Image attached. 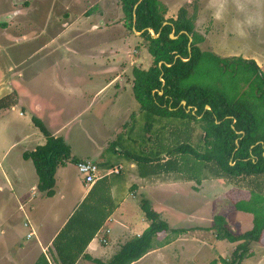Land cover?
Here are the masks:
<instances>
[{
  "label": "rangeland",
  "instance_id": "374dc122",
  "mask_svg": "<svg viewBox=\"0 0 264 264\" xmlns=\"http://www.w3.org/2000/svg\"><path fill=\"white\" fill-rule=\"evenodd\" d=\"M161 1L167 7V18H176L181 7H186L190 13L196 11V30L205 37L200 44L203 50L228 58L254 59L264 71V37L254 35L246 47L221 49L217 44L221 26L210 24L203 31L197 26L203 8L201 0H193L192 5L187 0ZM152 63L148 41L126 23L121 0H0V96L5 95V90L13 89L15 101L20 103L15 111L2 109L0 112V156L9 149V155L3 159L5 166L10 158L20 156L23 160L24 150L43 144L42 141L35 142L36 139L31 137L33 131L24 125L27 119L31 122L34 115L43 118L49 123H46L49 129L65 137L77 157L86 155L90 161L111 164L110 169L99 167L101 174H109L99 188L105 203H96V206L98 209L103 206L113 208L116 201L131 191L133 184L140 186L143 182L136 168V173L130 171L131 163L141 169L140 156H148L153 161L152 166L168 158L167 150L157 158L155 139L158 135L155 131L157 123L164 124L173 119L152 116L141 110L133 92L134 67L148 68ZM23 88L40 92V101L44 104L40 112L23 109L26 99L19 97ZM100 88L108 89L100 92ZM5 112L10 114L17 128L8 127V122L2 118ZM146 124L151 129L148 133ZM40 135L44 137L43 133ZM25 136L32 139L26 140ZM180 156H184V160L176 171L164 175L147 174L152 177L151 181L163 185L156 187L153 201L161 211V219L173 229L192 228L198 224L201 228L188 230L184 235L188 241H179L165 251L166 257H153L148 264H221L220 259L229 257L239 242L217 238L212 228L215 216L223 214L228 228L238 233L251 229L253 214L235 206L238 199L250 196L251 184L246 180V185H240L213 178L217 176L216 171L204 172L201 166L192 170L187 163L194 157L178 154L173 158ZM25 164L36 170L32 159ZM114 165H121L120 174L114 173ZM201 175L206 179L199 182ZM190 176L196 179L188 180ZM57 177L58 195L54 201H46L45 207L52 210L51 202H55L63 214L74 210L76 213L88 196L77 162L72 159L60 165ZM113 183L119 184L116 192ZM167 184L172 186L170 193H177L173 188H178L179 193L184 194L173 198ZM159 190L168 192L163 194ZM172 198L179 201V205H170ZM92 202L89 197L81 210L86 211ZM175 206L194 213L181 218L172 208ZM53 209L56 208L53 206ZM138 224L143 228L146 225L143 221ZM173 235L172 232H161L154 244L160 245ZM180 247L186 252L179 253ZM106 248L117 249L114 236ZM251 250L253 255L242 264H264V232L260 241L251 244ZM99 257L106 259L102 253Z\"/></svg>",
  "mask_w": 264,
  "mask_h": 264
},
{
  "label": "trees",
  "instance_id": "16d2710c",
  "mask_svg": "<svg viewBox=\"0 0 264 264\" xmlns=\"http://www.w3.org/2000/svg\"><path fill=\"white\" fill-rule=\"evenodd\" d=\"M139 1L121 0V3L128 26L143 31L141 36L148 41L153 63L148 68L134 67L133 92L141 110L152 116L173 119L164 124L157 123L155 131L158 135L155 139L157 158L167 150V160L152 166L153 161L148 156H140L141 173L169 174L184 160V156L173 157L188 154L194 157L187 163L192 170L201 166V171H216L217 176L213 178L240 185H246V180L251 184L250 196L238 199L235 206L253 214L252 228L238 233L228 228L223 214L215 216L212 227L218 239L239 242L229 257L220 259L221 264H242L253 255L251 244L260 241L264 232V71L254 59L228 58L203 50L200 44L205 37L196 30V11L190 13L186 7H181L176 18H167V7L161 0H141L135 7ZM165 21L169 23L164 25ZM150 28L159 36L154 37ZM173 31L178 38L170 37ZM183 100H186V106L182 104ZM13 103L11 94L4 96L0 98V109ZM207 105L211 108L207 109ZM33 120L47 141L23 155L34 162L39 176L38 188L47 196H53L58 167L72 159L78 163L80 159L65 137L54 135L41 118L34 115ZM146 126L148 133L150 125ZM149 137L152 139L153 135ZM199 178V182L206 179L205 175ZM100 186V182L94 184L91 195L85 197L76 212L83 214L82 224H96L86 245L114 209L109 211L105 206L103 209L96 206V203H105L103 194L99 195ZM94 192L98 193L99 199ZM89 197L93 199L92 204L86 211L81 210ZM141 207L149 224L139 236L124 241L108 260L87 257L98 264H132L181 233V229H173L161 219V212L147 199L141 200ZM164 231L175 235L155 245V239ZM78 257L64 256L63 261L75 264Z\"/></svg>",
  "mask_w": 264,
  "mask_h": 264
},
{
  "label": "crops",
  "instance_id": "0c3cea01",
  "mask_svg": "<svg viewBox=\"0 0 264 264\" xmlns=\"http://www.w3.org/2000/svg\"><path fill=\"white\" fill-rule=\"evenodd\" d=\"M105 89L108 88H100L99 91L104 92ZM14 92L15 90L13 89L9 91L5 90V95L0 96V98H2L11 94L15 102L10 107L3 108V110L0 109V112L1 110H16V107L20 103L15 101ZM22 92L23 94H19V97H24V99H26L24 106L21 105L23 109L24 107L32 111H41L43 109L44 104L40 101L41 97L39 96V91L35 92L28 90V88H23ZM34 114L35 113H33V115ZM20 115L24 116L22 112ZM13 116H15L14 112ZM2 118L8 122V127L17 128L8 112H5ZM44 122L47 123L46 121ZM48 124L49 123H47V125ZM24 125L33 131L31 137L36 139L35 142L42 141L44 144L47 141L45 134L35 124L34 120L30 122V120L27 119ZM32 125H34L35 128H33ZM50 130L54 135H59L58 131ZM40 133H43L44 137H42ZM31 137L25 136V139L30 140ZM38 145L41 144H37L34 148ZM25 151L26 150L23 151L22 155ZM7 155H9V149L3 157L0 156V264H65L63 261L64 256L73 258L76 255H79V257L75 264H98L87 256L101 259L99 254L102 253L106 255V259L101 260H108L120 249L124 241L139 236L148 226L149 222L144 210L140 206L142 199H147L152 206L157 209L153 201V192L158 190L156 187H162L163 185H157L158 183L151 181V176L147 174L143 175L141 169H138L135 163H131L130 171L136 173L134 170L136 168L137 172L142 176L143 182L140 186L133 184V187H130L131 191L123 195L113 204L114 209L105 206L107 210L112 211L113 209V211L106 219L105 223L98 229L95 237L86 245V239L88 235L93 232L96 224L91 226L82 224L80 218L83 217V214L74 213L75 210L71 213L68 212L63 214L60 205L55 202H51L52 210L47 209L44 205L47 203L46 201H54L53 199L58 195L57 174L59 167L56 172L55 194L53 196H47L44 192L38 190L39 176L36 170H33L31 166L25 164V162L28 163L29 159H26L24 155L23 160L20 159V156L15 159L10 158L5 166L3 159H6L5 157H7ZM79 159L89 160V157L84 155L79 156ZM97 165L101 170L109 169L107 166H111V164L106 161H102ZM114 166L117 167L121 165ZM121 172L122 170L114 173L120 174ZM107 174L109 173L105 172L101 174L99 171V179L96 183L100 182L101 184V181ZM116 184L117 183L112 184V188H114L115 192L119 187V184L118 186ZM167 187L170 193L172 186L167 184ZM197 187L200 188L201 185H197ZM91 189L87 190L86 195H91L89 194ZM173 189H177V193L173 191V193H170L173 198L174 195L180 197L179 194H184L179 193L178 188ZM36 190H38V193H36ZM168 190L159 191L166 194L165 192H168ZM94 194H97L96 198H100V193L98 195L97 192H94ZM198 195H201L200 192H198ZM173 198L170 205H179V201H174ZM53 206L56 209H53ZM183 206H185V204H183ZM172 208H175V213L179 214L180 217L184 219L190 217V215L194 213L193 210H189L188 208V210L179 206ZM140 221L146 223V225H143L144 228L138 224ZM25 228H27V231L24 230ZM107 228H110L111 233L107 236V242H103L102 236H104ZM175 228L181 229V233H179L175 239L160 247L157 246L132 264H148V261L153 257H166V250L170 249L176 243H179V241H188L189 238L184 236L188 230L201 228V226L198 224L192 228L182 226ZM29 234H31V236H29ZM112 236H114L117 242V249L115 251H110L106 248L107 244L112 242ZM82 248L84 249L82 250ZM180 249L179 253L186 252L183 247H180Z\"/></svg>",
  "mask_w": 264,
  "mask_h": 264
},
{
  "label": "clouds",
  "instance_id": "9594fccd",
  "mask_svg": "<svg viewBox=\"0 0 264 264\" xmlns=\"http://www.w3.org/2000/svg\"><path fill=\"white\" fill-rule=\"evenodd\" d=\"M189 5L193 0H187ZM197 20L201 31L210 24L221 26L218 47L248 46L255 35L264 37V0H201Z\"/></svg>",
  "mask_w": 264,
  "mask_h": 264
},
{
  "label": "built area",
  "instance_id": "2783aa9c",
  "mask_svg": "<svg viewBox=\"0 0 264 264\" xmlns=\"http://www.w3.org/2000/svg\"><path fill=\"white\" fill-rule=\"evenodd\" d=\"M80 172L83 174V184L86 188L91 189L96 181L99 179V167L97 163L90 160H80L77 163ZM121 166L114 168V172H120ZM111 233L110 228L105 230L104 236H102V241L107 242V236ZM31 236V234H29Z\"/></svg>",
  "mask_w": 264,
  "mask_h": 264
},
{
  "label": "water",
  "instance_id": "95a60500",
  "mask_svg": "<svg viewBox=\"0 0 264 264\" xmlns=\"http://www.w3.org/2000/svg\"><path fill=\"white\" fill-rule=\"evenodd\" d=\"M140 1H141V0H140ZM140 1L135 5V7L138 6V4L140 3ZM135 21H136V20H134V22H135ZM168 23H169L168 21H165V22H164V25H165V24H168ZM133 29H134L136 32L140 33V34L143 33V31H138V30H136L135 27H134ZM150 31L152 32V34H153L154 37H158V36H159V34L155 33L154 29L150 28ZM174 31H175V30H174ZM174 31L170 34V37H171V38H178L179 35H174ZM184 32L187 33V31H184ZM190 42H191V40H190ZM161 93H162V92H161ZM182 104H183L184 106H186V104H187L186 100H183V101H182ZM206 108H207V109H210L211 107H210V105H207ZM187 110L190 111L189 109H187ZM195 110H196V109H195Z\"/></svg>",
  "mask_w": 264,
  "mask_h": 264
}]
</instances>
